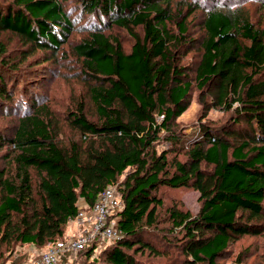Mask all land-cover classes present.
Listing matches in <instances>:
<instances>
[{"label": "trees", "instance_id": "16d2710c", "mask_svg": "<svg viewBox=\"0 0 264 264\" xmlns=\"http://www.w3.org/2000/svg\"><path fill=\"white\" fill-rule=\"evenodd\" d=\"M63 1L0 0V35L12 31L51 59L74 29ZM79 1L92 24L73 49L90 78L96 119L79 103L67 124L80 139L62 144L47 106L31 98L27 108L17 99L23 111L15 129L0 137V146L13 149L0 167V262L13 244L64 239L78 200L89 207L115 185L123 203L121 235L106 248L109 262L137 264L126 248L160 253L147 235L160 229L161 189L167 186L198 192L196 214L171 204L163 219L182 231L191 264H216L234 238L258 231L243 219L264 211V27L239 6L205 9L199 59L190 68L181 66L178 55L187 43L185 19L176 21L177 32L168 27L172 0ZM113 25L133 38L128 50L106 32ZM5 53L0 41V103L12 99L14 90L7 84L13 66ZM193 85L204 95L203 113L217 107L229 116L183 135L178 117ZM81 251L89 256L93 248Z\"/></svg>", "mask_w": 264, "mask_h": 264}, {"label": "rangeland", "instance_id": "374dc122", "mask_svg": "<svg viewBox=\"0 0 264 264\" xmlns=\"http://www.w3.org/2000/svg\"><path fill=\"white\" fill-rule=\"evenodd\" d=\"M10 0H2L8 2ZM63 6L73 21V30L68 33L64 43L54 49L52 57L49 53L28 46L12 31H3L0 41L6 53V61L13 66L7 84L14 88L13 98L6 103H0V137H8L16 126L17 117L23 111L16 105L18 100L25 101L29 108L32 106L31 98L36 99L37 105H46L51 117L59 127L58 140L64 144L70 138L80 139V135L70 129L67 118L71 111L79 103L84 104L86 116L95 120L94 105L89 97L87 88L90 78L82 69L81 59L75 54L73 47L90 31V16L83 12L82 3L79 0H64ZM239 6L247 14L255 26L264 27V0H172L170 14L172 21H168L171 31L177 32L176 21L185 19L188 35L184 41L186 44L179 49L181 66L193 68L199 59V39L203 34V12L210 7ZM180 14V15H179ZM112 37H116L122 47L128 50L133 43V38L124 29L115 25L105 29ZM134 31L141 35L139 27ZM190 38L193 40L189 41ZM197 88L193 85L190 90V102L187 109L178 117L181 125V133L189 134L196 130L201 122L223 123L229 116V112L212 107L203 113ZM207 98V96H206ZM18 99V100H17ZM34 104V103H33ZM19 105V102H18ZM204 114V115H203ZM1 142V141H0ZM167 143L158 144L157 150H161ZM13 150L9 144L0 146V167L4 165V154ZM181 158V155H180ZM120 176L118 183L123 179ZM121 184V183H120ZM122 185V184H121ZM163 205L159 209L160 229H156L154 235H147L156 242L160 253L128 249L137 264H191L190 256L183 251V234L179 229H172L170 223L163 219L165 208L171 204L183 206L194 215L198 212L200 204L197 200L198 192L190 188L162 187ZM264 202V200H263ZM81 206V203H78ZM244 224L250 225V231L238 235L228 245L224 255L216 260V264H264V211L260 218L250 220L243 219ZM255 225V227H253ZM76 230L73 220H70L65 228L63 237L69 236ZM116 240V239H115ZM115 240L105 244L102 248L93 251L89 256L84 252H77L63 257L61 264H112L107 258L106 248L115 245ZM49 247V244L34 245L28 243H16L8 249H4L0 264H28Z\"/></svg>", "mask_w": 264, "mask_h": 264}, {"label": "built area", "instance_id": "2783aa9c", "mask_svg": "<svg viewBox=\"0 0 264 264\" xmlns=\"http://www.w3.org/2000/svg\"><path fill=\"white\" fill-rule=\"evenodd\" d=\"M211 140H214V136ZM122 208L121 194L117 187L110 185L104 188L91 206H78V212L72 219L76 225L74 233L50 244L28 264H61L63 257L88 247L95 251L111 243L121 235L117 223Z\"/></svg>", "mask_w": 264, "mask_h": 264}, {"label": "crops", "instance_id": "0c3cea01", "mask_svg": "<svg viewBox=\"0 0 264 264\" xmlns=\"http://www.w3.org/2000/svg\"><path fill=\"white\" fill-rule=\"evenodd\" d=\"M78 203H81V205L85 204V202H84V200H83L82 198H80V199L78 200ZM78 206H79V204H78Z\"/></svg>", "mask_w": 264, "mask_h": 264}]
</instances>
